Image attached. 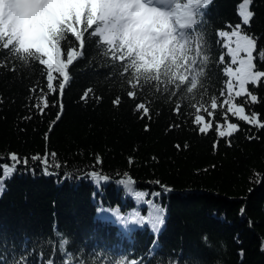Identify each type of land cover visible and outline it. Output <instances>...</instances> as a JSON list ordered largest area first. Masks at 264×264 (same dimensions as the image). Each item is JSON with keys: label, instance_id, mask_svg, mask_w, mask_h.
<instances>
[{"label": "trees", "instance_id": "obj_1", "mask_svg": "<svg viewBox=\"0 0 264 264\" xmlns=\"http://www.w3.org/2000/svg\"><path fill=\"white\" fill-rule=\"evenodd\" d=\"M187 2L142 9L161 32L170 26L161 49L143 39L103 42L91 6L70 7L45 28L49 54L61 63L52 70L40 52L4 45L0 31V163L10 153L21 158L3 178L0 264H264V129L229 114L240 130L214 149L226 109L208 117L227 95L230 57L219 31L241 25L264 71V0H253L249 25L238 15L242 0H191L194 23L171 29L170 13ZM11 15L9 30H20L22 15ZM248 88L259 102L246 108L264 121V80ZM201 117L213 119L207 134L193 125ZM52 153L62 167L45 175L32 157L52 162ZM93 170L109 180L93 181ZM125 174L131 191L118 183ZM139 191L149 195L139 199ZM157 210L158 230L150 222Z\"/></svg>", "mask_w": 264, "mask_h": 264}, {"label": "rangeland", "instance_id": "obj_2", "mask_svg": "<svg viewBox=\"0 0 264 264\" xmlns=\"http://www.w3.org/2000/svg\"><path fill=\"white\" fill-rule=\"evenodd\" d=\"M123 1L129 6L122 5L120 0H0V31L6 36L4 45L17 43L22 49L38 51L44 56L43 62L50 70L53 67H60L59 60L49 54L45 28L57 26L67 15L70 7L79 12L86 4H89L96 20L100 22L95 29V34L99 35L103 42L114 44L116 40L126 42V39H143L144 42H154V45L161 49L167 42V30L170 26H166L161 32V29L154 27L151 17L148 16V19L144 20L142 9L145 7L150 10L152 5H158L167 10L171 6V0ZM132 9L137 10V19L131 13ZM11 12L22 15L20 30H9V26L14 21ZM169 17L173 30L191 26L194 23L191 0L183 6H177ZM121 29L126 30L128 37L121 38L117 35ZM139 43L141 45L142 41Z\"/></svg>", "mask_w": 264, "mask_h": 264}, {"label": "snow or ice", "instance_id": "obj_3", "mask_svg": "<svg viewBox=\"0 0 264 264\" xmlns=\"http://www.w3.org/2000/svg\"><path fill=\"white\" fill-rule=\"evenodd\" d=\"M212 0H204L205 7L211 3ZM253 0H242L239 5L238 15L242 20L243 25H249L254 12L250 10V5ZM218 36L223 39V47L227 49V55L230 57V66L224 69L225 75L228 77L226 82L227 95L222 92L221 96H224L222 103H213V112L208 114L209 118L215 117V110L217 108L226 109L223 114L222 122H216L214 130L216 133L217 141L214 142L213 148L215 149L219 140L224 138H231L234 133L240 130L238 123L232 122L228 117H234L238 121H242L252 127L257 129H264V121L261 120V114L256 111H249L246 106L248 104H256L259 102L257 95L253 94L248 88V85L259 86V83L264 80V71L257 70V65L255 63L257 57L254 55L256 51L257 42L256 40L248 34L241 31V25H236L235 28L229 31H219ZM259 58L264 60V51L259 53ZM224 57L221 56V62H223ZM235 65V67H232ZM51 94H56L52 92ZM60 97L63 96V91L59 93ZM245 98L243 103H237V98ZM83 99V98H82ZM49 107V102L45 99L44 109L38 110L41 113ZM60 111L57 113L56 121H58L63 115L64 106L61 100L59 104ZM141 119L145 116L141 115ZM55 123V122H53ZM193 125L198 128L199 133L207 134L213 129V119H206L201 117L199 121H193ZM51 130V129H50ZM147 130V126L145 127ZM251 138V137H250ZM230 145L231 141L228 140ZM3 159V158H0ZM33 160L39 161L43 166V172L45 175L52 174L49 169L62 167L60 163H53L56 161V154H51V161L48 158V154L43 157L37 155L32 157ZM8 162L0 163V191H3V178H10L13 173L16 172L18 165L21 164V158L16 153H10L7 157ZM132 162L131 160L129 161ZM28 163L27 159L23 160V164L26 166ZM97 163H102V160L97 157ZM93 181L107 182L109 177L93 170L88 173ZM119 184L124 185L129 191L132 190L133 180L125 174L124 179L118 181ZM161 187H164L161 185ZM149 194L144 191L135 192V196L139 199H143ZM152 195L159 196L160 192L152 193ZM149 204L152 203L151 200L148 201ZM243 209L241 212L243 213ZM113 215L119 216L118 210H113ZM126 224L127 220H123ZM139 222V221H138ZM151 225L153 229L158 230L163 224L162 212L157 210L154 215L150 218ZM120 264H126V261L121 259ZM132 264H139L138 261H132Z\"/></svg>", "mask_w": 264, "mask_h": 264}]
</instances>
